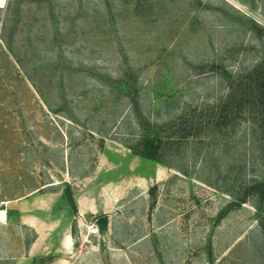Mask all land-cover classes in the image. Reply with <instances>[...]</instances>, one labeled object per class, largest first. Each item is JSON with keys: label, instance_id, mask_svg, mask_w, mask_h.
<instances>
[{"label": "rangeland", "instance_id": "obj_1", "mask_svg": "<svg viewBox=\"0 0 264 264\" xmlns=\"http://www.w3.org/2000/svg\"><path fill=\"white\" fill-rule=\"evenodd\" d=\"M0 211V264H264V0H2Z\"/></svg>", "mask_w": 264, "mask_h": 264}, {"label": "trees", "instance_id": "obj_2", "mask_svg": "<svg viewBox=\"0 0 264 264\" xmlns=\"http://www.w3.org/2000/svg\"><path fill=\"white\" fill-rule=\"evenodd\" d=\"M161 139L158 137H148L145 139V146H144V151L141 153L144 156L150 157V158H157L156 153L157 150L159 149V147L161 146ZM68 192V196L70 199H72L71 197V192L69 189H67ZM77 209V207H76ZM105 218V217H104Z\"/></svg>", "mask_w": 264, "mask_h": 264}, {"label": "crops", "instance_id": "obj_3", "mask_svg": "<svg viewBox=\"0 0 264 264\" xmlns=\"http://www.w3.org/2000/svg\"><path fill=\"white\" fill-rule=\"evenodd\" d=\"M85 203L83 201L80 200H76V207L78 210V213H85L87 211H92V208L90 206L84 205Z\"/></svg>", "mask_w": 264, "mask_h": 264}, {"label": "snow or ice", "instance_id": "obj_4", "mask_svg": "<svg viewBox=\"0 0 264 264\" xmlns=\"http://www.w3.org/2000/svg\"><path fill=\"white\" fill-rule=\"evenodd\" d=\"M0 2H2V0H0Z\"/></svg>", "mask_w": 264, "mask_h": 264}, {"label": "bare ground", "instance_id": "obj_5", "mask_svg": "<svg viewBox=\"0 0 264 264\" xmlns=\"http://www.w3.org/2000/svg\"><path fill=\"white\" fill-rule=\"evenodd\" d=\"M1 212V211H0Z\"/></svg>", "mask_w": 264, "mask_h": 264}]
</instances>
